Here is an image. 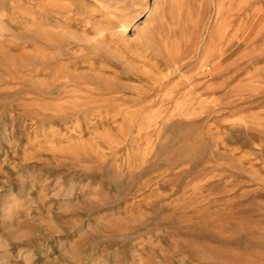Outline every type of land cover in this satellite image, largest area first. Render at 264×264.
Masks as SVG:
<instances>
[{"label":"rangeland","instance_id":"1","mask_svg":"<svg viewBox=\"0 0 264 264\" xmlns=\"http://www.w3.org/2000/svg\"><path fill=\"white\" fill-rule=\"evenodd\" d=\"M0 264H264V0H0Z\"/></svg>","mask_w":264,"mask_h":264},{"label":"bare ground","instance_id":"2","mask_svg":"<svg viewBox=\"0 0 264 264\" xmlns=\"http://www.w3.org/2000/svg\"><path fill=\"white\" fill-rule=\"evenodd\" d=\"M11 3H12V2H11ZM77 3H78V2H77ZM78 4H79V3H78ZM78 4H76V5H78ZM80 4H81V3H80ZM49 62H50V61H49ZM76 68H77V67H76ZM45 71H46V70H45ZM45 71H44V72H45ZM44 72H43V73H44ZM48 72H49V71H48ZM31 73H32V72H31ZM44 74H45V73H44ZM32 76H33V75H32ZM32 76H31V77H32ZM54 76H55V75H54ZM47 77H48V76H47ZM63 77H64V76H63ZM63 77H61V78H63ZM67 77H69V76H66V78H67ZM45 80H46V79H45ZM55 80H56V79H55ZM60 80H61V79H60ZM69 80H70V79H69ZM78 80H79V79H78ZM80 83H81V82H80ZM70 85H71V84H70ZM75 85H76V84H75ZM44 86H47V85H44ZM82 90H83V89H82ZM77 94H78V93H77ZM78 95H79V94H78ZM96 95H97V94H96ZM66 96L69 97L67 94H66ZM79 96H80V95H79ZM56 97H57V96H56ZM63 97H64V96H62V98H63ZM74 98H75V97H74ZM66 99H67V98H66ZM66 99L63 98L61 102H68V101H66ZM68 99H70V98H68ZM71 99H72V98H71ZM71 99H70V100H71ZM77 99H78V98H77ZM83 100H84V99H83ZM53 101H54V100H53ZM50 102H51V101H50ZM50 102H49V103H50ZM73 102H75V101H73ZM73 102H72V103H73ZM69 103H70V102H69ZM78 103H79V102H78ZM64 104H65V103H64ZM64 104L61 103V105H64ZM70 104H71V103H70ZM73 104H74V103H73ZM61 105H60V106L58 105V107H59V108H62ZM76 105H77V104H76ZM50 106H51V105H50ZM56 107H57V106H56ZM78 107H79V106H78ZM59 108H58V109H59ZM123 110H124V109H123ZM63 115H64V114H63ZM92 115H93V114H92ZM94 115H95V114H94ZM101 119H102V118H101ZM96 120H97V119H96Z\"/></svg>","mask_w":264,"mask_h":264}]
</instances>
